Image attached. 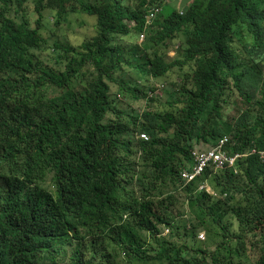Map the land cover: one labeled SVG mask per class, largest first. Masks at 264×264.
<instances>
[{"label": "trees", "instance_id": "obj_1", "mask_svg": "<svg viewBox=\"0 0 264 264\" xmlns=\"http://www.w3.org/2000/svg\"><path fill=\"white\" fill-rule=\"evenodd\" d=\"M28 1L36 25L26 12ZM69 1L0 0V139L5 137L0 142V264H119L121 253L127 264H208V257L212 264H231L223 254L230 251L231 240L242 254L246 235L264 228V162L258 154L240 158L236 172L205 171L220 196L188 185L184 196L194 219L185 223L169 208L171 195L155 200L153 192L180 187V171L192 162V140L214 144L230 135L231 152L264 149V0H201L183 14L171 10L161 19L156 14L143 61L137 54L131 58L144 77L142 88L114 73L131 65L122 41L128 49L134 45L144 16L160 1L82 5L96 16L97 32L81 49L54 43V49L65 52L59 57L65 58L64 67L55 69L39 57L45 44L40 20L45 9L57 16L66 13ZM128 20L135 25H127ZM179 35L184 36L179 43L184 56L166 61ZM187 62L194 64L193 86L175 97L180 104L176 114L144 111L147 121L140 124L136 117H125L109 92L108 81L136 98L145 96L155 88L146 85L149 78ZM88 64L93 72L83 74ZM82 81L83 86L76 84ZM46 87L61 92L46 97ZM230 95L239 96L243 109L228 117ZM209 103V115L198 121ZM139 132L148 139L136 138ZM137 154L141 171L134 163ZM49 173L58 199L41 204L46 188L27 183L42 182ZM230 212L238 220L237 231L225 221ZM202 224L221 235L213 251L202 249L197 237ZM162 226L169 228L168 235L159 234ZM142 234L152 238V247H144ZM255 243L258 255L252 264H264V237Z\"/></svg>", "mask_w": 264, "mask_h": 264}, {"label": "rangeland", "instance_id": "obj_2", "mask_svg": "<svg viewBox=\"0 0 264 264\" xmlns=\"http://www.w3.org/2000/svg\"><path fill=\"white\" fill-rule=\"evenodd\" d=\"M140 0H123L126 4H131L132 6L137 5V3ZM161 5L162 13L159 16V19L164 17L168 14L169 11L175 10H185L187 7L191 6L192 4H200L202 3L201 0H159ZM204 1V0H202ZM94 2V0H70L68 10L66 13L62 14L61 16H57L55 14V11L45 9L42 13L41 18V29L39 30L42 38L45 40V44L42 45L41 52H39V57L44 61V63L51 65L55 69H62L64 67L65 58L61 59L60 56L65 55V52L63 49L59 48L58 50L54 49V43H62L64 45H69L71 47H74L76 49H81L82 44L89 40L91 37H93L96 32V16L89 15L82 9V5ZM26 6V12L27 15L30 18V21L33 25H36L35 20L37 18V15L33 9L32 1H28L25 3ZM264 7V3L262 5ZM162 15V16H161ZM125 23L129 26L132 25L130 21H125ZM245 37H248L246 33H243ZM126 39V37H125ZM133 39V38H132ZM176 41H173V45H176L177 43L183 44L184 42V36L179 35L176 39ZM122 45L125 47V57L131 61V65L127 66L126 64L121 65V67L117 68L115 70L114 76L116 78H122L124 79V83L126 82H133V83H139L140 87H143L144 84V77H139L137 69L135 66L137 65V62L134 60H131L132 57L139 56L138 61H143V54L146 51H148V45L145 43V40L138 42V38L136 42H134L132 45V49H128L127 42L124 40L122 41ZM146 46V48H145ZM136 47H139L137 50ZM172 47V45H171ZM70 55V53H67ZM184 56V52L181 49V46L177 49V51H172L170 55H167L165 57L166 61H172L173 59L180 58L182 59ZM60 60V63H59ZM193 69L194 64L193 62H187L184 66L179 67L175 66L172 69H170L165 75L157 78H149L146 85H151L153 87H156V85L160 83H164L166 85L165 90L163 91L162 95L160 92H157V94H160V97L156 98H149L147 96H139L136 98L133 94H131L129 91L125 90L119 84L116 82H110L109 83V92L112 97H114V100L118 106H120L124 111L127 112L128 116H125L126 118L133 120L132 117H136L137 122L140 124H143L147 121V118H142V114L144 111L151 112L154 115L160 116L166 112H171L173 114H176L179 110L180 104L175 102V97L185 95L188 89H192L193 86ZM83 74H92L93 70L90 67V64H88L83 69ZM4 73H0V76ZM264 76V74H263ZM83 77V75H82ZM140 80V82H139ZM76 82V81H75ZM78 86H83L84 81L80 83H76ZM234 91V89H232ZM45 96H53V94H59L61 90H51L49 87H46L44 89ZM162 92V91H161ZM233 94V93H232ZM170 99V100H169ZM260 99V93L259 90L255 92L253 100L256 102ZM174 100V101H172ZM174 102L173 104H170V102ZM229 103L230 108L226 110V115L229 117L230 115H235L234 111L236 109L242 110L243 105L239 102V96L238 95H230L229 96ZM211 103L208 104L207 107H205V110L202 111L199 114L198 121H203L207 118L209 115V109H210ZM238 111V112H239ZM237 114V113H236ZM140 135V134H139ZM137 136V133L136 135ZM171 136V133H170ZM205 140H192V143L196 146H202L207 147L209 146V143H205ZM129 160V159H128ZM133 160V159H132ZM134 163L137 166L138 170H143V163L142 160L139 158V154L134 156ZM140 173H137V176ZM51 175L48 174L43 180L44 187L49 191L52 189L51 186ZM176 184V186H168V188L164 187L162 190L155 189L153 192V198L155 200H160L164 197H167L171 195L170 200L173 202L169 208L172 209L174 216H176L177 221H183L185 223V220L188 218L194 219L193 215L189 214L188 207L186 205V200L184 196V192L186 189L180 188ZM194 188V187H193ZM139 186H136L135 190L139 191ZM140 192V191H139ZM233 196H235V199L240 200V194L237 192H231ZM139 195V194H138ZM217 197V196H216ZM231 201V200H230ZM241 206H245L243 202L240 203ZM236 206V204H235ZM236 208V207H234ZM225 221L231 222L232 229L234 231H237L238 229V220L236 217H234L231 212L228 213L225 216ZM204 233L205 238L204 240H201L203 243L202 249H205L206 251H213L215 246L218 244V242L221 239V235L216 233L214 229H207L206 225L202 224L197 229ZM198 231V232H199ZM256 234L252 235V233H249L246 235L245 239V250L242 252V254H237L234 250V247L236 245V240H231L230 242V251H226L223 254L226 255V257L229 255L230 257V263L231 264H252L253 261L257 258L258 255V245L257 243L253 244V242L256 239H259L261 237H264V228H260L256 231H254ZM199 233V234H200ZM143 240H144V247L150 248L154 244V241L152 238L148 235L142 234ZM173 241L179 240L177 236L173 234L172 237ZM251 244L253 246L251 247ZM116 261H119V264H127L128 258L126 255H123L122 253L118 256H116ZM226 261V260H224ZM208 264H212L210 262L209 257L207 258ZM129 264H142L141 262H131ZM220 264H225L220 263Z\"/></svg>", "mask_w": 264, "mask_h": 264}, {"label": "built area", "instance_id": "obj_3", "mask_svg": "<svg viewBox=\"0 0 264 264\" xmlns=\"http://www.w3.org/2000/svg\"><path fill=\"white\" fill-rule=\"evenodd\" d=\"M159 9L157 7L148 11L145 16L144 29L150 24L153 17L157 14ZM140 40L145 37V31L143 30L140 35ZM177 47V46H174ZM140 137L147 139L148 135L145 132L140 133ZM231 137L229 135H224L219 137L214 144L208 147H195L191 150L190 156L192 157V162L180 171V188L186 189L190 182L195 181L199 177H203L206 170H211L214 172H219L225 168H233L236 172V162L239 158L247 156L249 153L255 152L252 148L248 153H231L228 150V145H231ZM261 159L264 161V151H260ZM207 189L210 193L212 191L207 188V177L204 181L197 185V190ZM215 195V192L212 193ZM169 228H164V233H167ZM198 238L204 239V234L200 233Z\"/></svg>", "mask_w": 264, "mask_h": 264}, {"label": "clouds", "instance_id": "obj_4", "mask_svg": "<svg viewBox=\"0 0 264 264\" xmlns=\"http://www.w3.org/2000/svg\"><path fill=\"white\" fill-rule=\"evenodd\" d=\"M144 1H146V2H148L149 0H144ZM158 2H159V0H157ZM158 9H159V11L157 12V14L158 13H162V10H161V6H158L157 7ZM180 14H183V12H184V10H179L178 11ZM147 15V14H146ZM145 15V16H146ZM145 16H144V20H143V25H142V30L140 31V33L144 30L145 31V37H144V39L143 40H145V38H146V33H148V31L152 28V24H153V21H154V19H155V17H156V15L153 17V19L151 20V22H150V24L144 29V25H145ZM130 23H132V27L135 25V22L134 21H130ZM140 33H139V35H140ZM143 40H140V37L138 36V42H141V41H143ZM174 46H177V47H174ZM180 47V45H179V43H177L176 45H173L172 46V48L169 50V52H168V54L167 55H170V53L172 52V51H177V49ZM165 86V84L164 83H160V84H158V85H156V87L153 89V90H147L146 91V95L145 96H147V97H149V98H156V97H158L159 96V94H157V92H161V90H162V88ZM141 132H139V133H137V136H136V138H140V139H144V138H142V137H140V134ZM146 133V132H145ZM148 135V134H147ZM224 136V135H223ZM230 136V135H229ZM149 137V136H148ZM231 137V136H230ZM5 137H3V138H1L0 139V142L4 139ZM148 139V138H147ZM218 139V138H217ZM231 142H232V137H231ZM205 143H209V142H205ZM233 144V143H232ZM209 146L211 145V144H208ZM229 146V145H228ZM195 147H202V146H199V145H194V148ZM208 147V146H207ZM204 148V147H203ZM252 148H254L255 149V152H253V153H249L248 155H250V154H258L259 155V157H260V159H261V155H260V151H264V149H256L255 147H252ZM251 148V149H252ZM251 149H249V150H247V151H245V152H249ZM231 152V151H230ZM231 153H233V152H231ZM239 153V152H238ZM242 153H244V152H242ZM247 155V156H248ZM247 156H245V157H247ZM245 157H242V158H245ZM240 159V158H239ZM238 159V160H239ZM237 160V161H238ZM262 160V159H261ZM263 161V160H262ZM264 162V161H263ZM236 164H237V162H236ZM215 173V172H214ZM50 174V173H49ZM51 175V174H50ZM52 176V175H51ZM204 178H205V176H203V177H199V178H197L195 181H192V182H190L189 183V185H190V188L192 189V190H195V191H203V190H205L207 193H209V194H211L212 196H220L211 186H210V183H209V180H208V178H207V188H209L211 191H212V193H214L215 192V195L214 194H212V193H210L209 192V190H207V189H203V190H197V185L200 183V182H202V181H204ZM51 180V179H50ZM34 183V184H33ZM33 183H30V182H28L27 183V185H28V187L29 188H33V186H36V187H38L39 189H42V187L44 186L43 184H41V183H43V181L42 182H39V183H37V182H33ZM52 186V189H50L49 191L47 190V189H45L46 190V197L45 198H42L41 199V204H44L45 203V201H49V202H55L58 198H57V196H56V194H55V192H54V186L53 185H51ZM194 187V188H193ZM46 188V187H45ZM186 190H187V188H186ZM34 193V192H33ZM123 216H126V214L125 215H123ZM164 228H166V226H162V229H161V232L159 233L160 235H168L169 234V231L167 232V233H164ZM201 233H203V232H201ZM204 234V233H203ZM199 235V234H198ZM198 235H197V237H198ZM204 238H205V235H204ZM200 239V238H199ZM201 240H204V239H201ZM123 255H124V253H122Z\"/></svg>", "mask_w": 264, "mask_h": 264}]
</instances>
